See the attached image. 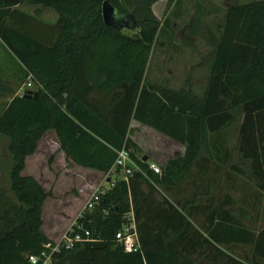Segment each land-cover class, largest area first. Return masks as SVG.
I'll list each match as a JSON object with an SVG mask.
<instances>
[{
  "label": "trees",
  "instance_id": "obj_1",
  "mask_svg": "<svg viewBox=\"0 0 264 264\" xmlns=\"http://www.w3.org/2000/svg\"><path fill=\"white\" fill-rule=\"evenodd\" d=\"M104 1L0 0V42L22 77L33 76L37 92L13 96L0 111V136L10 155L8 190L0 189V264H32L29 255L48 254L55 245L41 228L51 192L22 175L26 157L49 130L70 161L110 178L72 226V234L86 238L87 231L90 240L60 246L50 264H264V226L251 231L245 210L236 211L228 193L211 195L217 183L224 191L222 179L231 187L232 175L264 191V0L225 10L218 34L211 32L200 93L147 77L159 33L169 27L170 39L177 29L154 16L158 0H108L129 16L123 28L129 34L104 24ZM25 3L53 9L57 21L45 23L20 10ZM171 5L175 16L181 14L180 0H167ZM193 22L198 27L199 20ZM131 120L183 145V153L155 173L128 137ZM232 133L236 143L230 146ZM122 148L144 174L125 180L116 172ZM185 186L189 199L170 200L168 194L185 193ZM130 212L139 247L128 252L115 235L130 222ZM194 215L203 219L201 228ZM232 244L249 246V256L223 249Z\"/></svg>",
  "mask_w": 264,
  "mask_h": 264
},
{
  "label": "rangeland",
  "instance_id": "obj_2",
  "mask_svg": "<svg viewBox=\"0 0 264 264\" xmlns=\"http://www.w3.org/2000/svg\"><path fill=\"white\" fill-rule=\"evenodd\" d=\"M250 1L252 0H180L182 12L175 16L176 6H167V0H158L152 6L154 16L159 22L167 18L170 23L174 22L177 29L174 30V35L170 39L169 27L166 33H159L147 69L149 80L172 88H190L195 93H200L208 74L207 64L212 54L211 32L218 34L217 24L221 21L228 7ZM193 19L199 20L198 27L195 26L196 22L192 23ZM195 30L196 33L194 32ZM123 32L129 34L127 29H123ZM22 76L23 72L17 61L0 42V111L13 96L19 95L20 88L27 81ZM136 130L138 133L132 131L131 134H134L135 137L138 135L137 137H140V141L141 138L145 140L147 138L146 135H150L149 130H145L143 127L139 126ZM45 135H52V138H54V131L49 130ZM229 138L230 146L234 145L236 143V135L232 133ZM47 142L49 144L51 142L50 145L52 146L48 145ZM152 143L161 145L159 157L162 162L168 152L170 159L183 151V146L174 144L170 139L169 147L166 143L157 141L154 138H152ZM7 144L8 140L0 136V189L3 191H7L9 186L10 155L7 151ZM36 152L39 155L38 165L48 167L49 173L47 175L51 179L54 175L60 177V173H62V170L59 169L60 163L62 164V169L66 170L68 175L67 178L61 176L63 178L62 185L59 184L60 186L57 185V187L52 186L50 188L47 186L51 194L55 193L57 197H62L68 193L77 194L76 182L71 181L72 179L70 178L71 175L75 176L76 174H73V170L69 169V166L64 163L63 158L59 159L60 143L56 140L53 143L51 137H46L40 140ZM137 155L139 157L150 156L151 152L147 149V146H144L143 149L141 148V150L137 151ZM148 163L153 162L148 160ZM158 167L161 171V166L158 165ZM223 173L224 169L220 173L218 172L217 178ZM106 177V175H102L99 180L93 183L96 186L95 188L100 189V185L105 187L107 185ZM229 182L231 187L228 186L225 179H222L224 191L221 192L222 190H220L219 186L221 183H217L219 185H214L211 189V195L215 196L216 199H220L223 193H228L233 200V208L236 211L238 209L245 210L246 218L244 224L247 228L253 232L258 231L264 226V191L258 190L253 183L246 181L240 176L232 175V179L230 178ZM86 187L83 192H87L86 199L89 200L95 188L91 190L89 185ZM185 189V193L178 191L172 195L168 194L170 200L175 202L183 198L189 199L188 192L191 189L187 186H185ZM49 211V206H46L44 216L46 223H48ZM191 220L194 225L201 228L203 221L201 216L194 215ZM223 249L238 258H247L250 253V247L245 244L226 245L223 246Z\"/></svg>",
  "mask_w": 264,
  "mask_h": 264
},
{
  "label": "crops",
  "instance_id": "obj_3",
  "mask_svg": "<svg viewBox=\"0 0 264 264\" xmlns=\"http://www.w3.org/2000/svg\"><path fill=\"white\" fill-rule=\"evenodd\" d=\"M18 8L29 14L37 15V17L41 19L42 21H44L45 23L54 24L58 18L57 13L53 9H50V8H42L40 6H33V5L26 4V3L19 5ZM139 126L145 128V130H149L150 135H146L147 138H145V140L141 138V141H140V137H137L138 135H136L135 137L134 134H131L132 131H134L135 133L136 132L138 133L136 129ZM46 137H51L53 143L55 142V140L59 142L55 132H54V138H52V135L44 134L41 139H45ZM128 137L135 143L138 151L139 149L141 150V148L143 149L144 146H147V149L151 152V155L142 156L147 163H148V160H151L153 163L161 166L162 168L166 164V162L169 160V152H168L165 160L163 162L161 161L162 159H160L159 157L161 145H159L158 143H152V138L157 139V141L166 143L168 147H169L170 138L157 132L153 128L146 126L136 120H131L130 132L128 134ZM171 141L174 144L181 145L173 140ZM39 142H38V145H39ZM47 144L50 145L51 142L50 144L49 142H47ZM38 145H37L36 150L38 149ZM36 150L33 154L26 157L25 167L22 171V175L34 177L43 186V188L46 191H50L49 189H47V186L48 188H50L52 186L53 187H57V185L60 186L59 184L62 185L61 183L63 181L62 177L64 178L68 177L66 170L62 169V164L60 163L59 165V169L62 170V173H60V177H57L54 175L51 179L49 175H47L49 173L48 167L43 166V165L41 166L38 165L39 155L36 152ZM183 151H184V146H183ZM62 158L65 161L64 163L69 166V169L73 170V174H76L75 176L71 175L70 178L72 179L71 181L76 182L78 193L77 194L68 193L62 197H57L55 193H53L51 194V196L47 197L46 200L44 201L43 206H42V214H41L42 216L41 228H42V231L45 233V235L53 242L59 241L62 235L67 230H69L71 226L76 222L77 217L83 212V210H85L86 202L88 199H86L87 192H83V191L85 188H87L86 186L89 185L91 190L92 188H95L96 186H94L93 183L99 180L102 175L107 176L105 179L107 185L105 187H102V185H100V187L102 188L100 189L103 190L107 188L110 183V178L108 177L107 174H104L95 169L82 167V166H79L73 163L66 157L65 153L60 149L59 159L61 160ZM59 169H57V171H59ZM46 206H49L50 208V211L48 214V223H46L44 219Z\"/></svg>",
  "mask_w": 264,
  "mask_h": 264
},
{
  "label": "built area",
  "instance_id": "obj_4",
  "mask_svg": "<svg viewBox=\"0 0 264 264\" xmlns=\"http://www.w3.org/2000/svg\"><path fill=\"white\" fill-rule=\"evenodd\" d=\"M27 81L22 85L19 91V95L22 96L27 90H32L34 85L33 76L29 74L27 76ZM148 168L154 171L155 173H160V168L155 163H147ZM119 168L120 173L122 174L125 180L128 179L129 176H132L134 173H142L144 171L135 163L129 156V152L127 149L122 148L117 151V158L114 163V169ZM101 192V189L95 188L89 200L86 202L85 208H91L96 201H98V194ZM81 214L78 216L80 217ZM77 217V218H78ZM130 222L125 224L121 230H119L115 238L118 242H120L124 249L128 252L134 251L139 247L138 235L136 231L135 222L133 219L132 212L128 215ZM75 224V223H74ZM73 224V225H74ZM72 225V226H73ZM72 226L69 230H67L59 241L55 242V245L52 247L51 252L59 250V247L62 246L64 248H70L75 243L90 240L88 237V232L85 231L86 238L82 237L80 234H72ZM49 247V244L46 245ZM50 253L43 252L41 256L29 255L28 261L32 264L37 263L41 259V264H50Z\"/></svg>",
  "mask_w": 264,
  "mask_h": 264
},
{
  "label": "water",
  "instance_id": "obj_5",
  "mask_svg": "<svg viewBox=\"0 0 264 264\" xmlns=\"http://www.w3.org/2000/svg\"><path fill=\"white\" fill-rule=\"evenodd\" d=\"M101 14H102V20L104 24L108 27L114 28V29H123L124 27H127V19L129 16H124V15H119L112 6L108 0H105L102 3L101 6ZM25 97H36L37 92L32 91V90H27L24 93ZM116 172H119V168H116ZM137 176V174H136Z\"/></svg>",
  "mask_w": 264,
  "mask_h": 264
}]
</instances>
